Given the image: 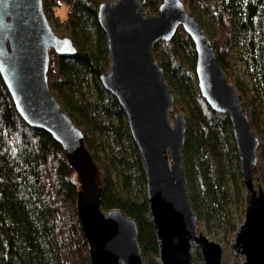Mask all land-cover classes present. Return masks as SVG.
Wrapping results in <instances>:
<instances>
[{
	"label": "trees",
	"instance_id": "obj_1",
	"mask_svg": "<svg viewBox=\"0 0 264 264\" xmlns=\"http://www.w3.org/2000/svg\"><path fill=\"white\" fill-rule=\"evenodd\" d=\"M105 0H43L54 32L72 40L77 54L50 55L52 95L81 130L99 171L101 209L123 211L139 229L145 264H160L146 195L147 180L124 109L104 89L109 72L107 37L97 20ZM212 42L218 64L236 87L260 140L255 179L264 189V0H181ZM162 0H146L157 13ZM67 4L66 19L56 9ZM243 52L254 89L235 73V47ZM154 56L164 70L177 110L187 120L183 161L192 211L220 242H233L245 212L240 155L228 115L212 111L201 95L197 55L182 28L159 42ZM261 124V123H260ZM79 185L62 146L20 116L0 74V264H91L76 210ZM202 260L201 252L196 249Z\"/></svg>",
	"mask_w": 264,
	"mask_h": 264
},
{
	"label": "water",
	"instance_id": "obj_2",
	"mask_svg": "<svg viewBox=\"0 0 264 264\" xmlns=\"http://www.w3.org/2000/svg\"><path fill=\"white\" fill-rule=\"evenodd\" d=\"M146 0H105L97 20L106 34L109 72L101 84L124 109L145 169L149 216L160 264H222L221 244L198 231L185 177L183 148L187 120L177 110L162 67L154 56L159 42H170L180 28L197 55L196 75L210 109L228 115L240 155L245 215L234 241L243 264H264V189L256 186L260 140L239 93L220 68L211 40L181 0H162L157 13L144 11ZM69 58L77 50L58 36L43 0H0V74L22 119L58 142L77 176L76 204L91 264H145L136 221L119 209H101L98 168L81 130L62 109L49 87L50 55Z\"/></svg>",
	"mask_w": 264,
	"mask_h": 264
},
{
	"label": "rangeland",
	"instance_id": "obj_3",
	"mask_svg": "<svg viewBox=\"0 0 264 264\" xmlns=\"http://www.w3.org/2000/svg\"><path fill=\"white\" fill-rule=\"evenodd\" d=\"M68 14H69V8H68V5L65 3L56 9V15L63 20L68 17ZM234 58H235L234 61H235V73H236V75L239 77V79L241 81L246 82L249 85L250 89H254L253 84L251 83L250 76H249L250 69L246 65L245 61L243 60L244 59L243 52L239 48V46L235 47ZM260 123H259L260 133L263 134V138H264V123H262V122H260ZM257 185H258V183L256 182V186ZM244 215H245V212L242 215V221L244 220ZM198 231L204 233L206 236H208L209 239L216 241L217 243L222 245V247L224 249L222 264H243L244 263V261H245L244 257H242V256H240L238 258L235 257L230 244L220 242L217 238L209 236L206 233V231L204 230V228L199 226V224H198ZM193 257H194V264H204L203 259L200 260L197 257L196 249L193 250Z\"/></svg>",
	"mask_w": 264,
	"mask_h": 264
}]
</instances>
